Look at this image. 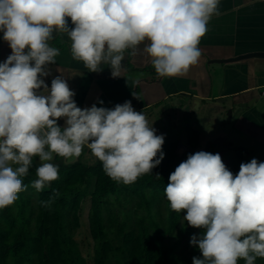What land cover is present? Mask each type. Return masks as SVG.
<instances>
[{
  "label": "clouds",
  "instance_id": "9594fccd",
  "mask_svg": "<svg viewBox=\"0 0 264 264\" xmlns=\"http://www.w3.org/2000/svg\"><path fill=\"white\" fill-rule=\"evenodd\" d=\"M219 4L0 0V32L11 49L0 63V209L12 206L26 190L22 178L34 157L41 161L31 182L37 191L59 178V165L51 162L54 155L78 158L84 147L107 176L125 185L152 173L164 158V136L130 101L112 109L96 104L81 109L61 76L48 87L43 77L50 75L47 66L60 54L49 43L54 33L67 34L73 59L90 72L108 65L113 78L121 77L126 54L135 55L143 44L159 76H183L198 63L200 40L219 15ZM164 193L172 211L186 212L187 224L204 230L190 240L203 257H193V264H238L241 259L255 264L264 258V162L253 158L241 163L233 175L219 153L198 151L170 174Z\"/></svg>",
  "mask_w": 264,
  "mask_h": 264
},
{
  "label": "trees",
  "instance_id": "16d2710c",
  "mask_svg": "<svg viewBox=\"0 0 264 264\" xmlns=\"http://www.w3.org/2000/svg\"><path fill=\"white\" fill-rule=\"evenodd\" d=\"M187 134L188 150L180 154L178 143L164 141L161 163L127 185L107 176L98 159L95 165H68L56 156L52 163L59 165V178L37 191L31 182L41 163L34 157L22 178L26 190L12 206L0 209V264H193V257L202 259L190 240L204 230L189 226L186 212L172 211L164 193L170 174L198 152L199 132L189 127ZM218 145L205 152L214 154ZM246 155L222 161L235 175L241 163H248ZM87 203L91 254L77 239ZM255 264H264V258Z\"/></svg>",
  "mask_w": 264,
  "mask_h": 264
},
{
  "label": "crops",
  "instance_id": "0c3cea01",
  "mask_svg": "<svg viewBox=\"0 0 264 264\" xmlns=\"http://www.w3.org/2000/svg\"><path fill=\"white\" fill-rule=\"evenodd\" d=\"M207 28L199 43L198 63L186 75L176 77L159 76L151 58L143 52V44L135 55L126 54L121 77L113 78L108 65H102V71L90 72L82 62L73 59L67 34L54 33L49 43L60 54L55 64L47 66L50 75L43 79L50 87L54 77L65 79L81 109L93 104L112 109L126 101L146 115L164 105L171 109L177 105L188 114L195 104L198 111L211 105H218L217 112H222L221 106H226V110L230 107L234 127L249 135L256 146L250 155L264 157V58L215 62L264 52V0H220L219 15L212 17ZM10 54L0 32V63ZM58 124L63 127L65 121L60 119ZM86 150L90 151L87 147Z\"/></svg>",
  "mask_w": 264,
  "mask_h": 264
},
{
  "label": "rangeland",
  "instance_id": "374dc122",
  "mask_svg": "<svg viewBox=\"0 0 264 264\" xmlns=\"http://www.w3.org/2000/svg\"><path fill=\"white\" fill-rule=\"evenodd\" d=\"M215 106L218 105H211L208 109L204 110L203 108L198 111L195 104L193 107L191 106L192 113L188 114L187 111L180 110L177 105L174 109L164 105L160 110L153 108L149 115L143 114L146 116L149 126L152 125L156 130V134L164 136V141L179 144L177 150L180 154L189 149L188 134L185 131L188 125L199 132L200 145L197 151H206L210 145L219 143L213 152L214 154L219 153L223 161L227 162L239 153H248L246 158L250 162L255 157V155L252 157V154L249 153L256 149V146L253 145V139L251 140L249 135L244 134V132L236 130L230 107L226 110V106L225 109H222L221 106L220 110L222 112H217ZM263 158L255 157L258 162H264ZM55 159L56 156L54 155L53 161ZM65 160L68 165L79 161L85 165H95L97 163V158L91 151L86 150V147H84L80 157ZM39 162L41 163L40 160ZM88 207L89 204L87 203L82 214V228L77 235V239L83 245L85 254H91L93 246V239L89 231Z\"/></svg>",
  "mask_w": 264,
  "mask_h": 264
},
{
  "label": "water",
  "instance_id": "95a60500",
  "mask_svg": "<svg viewBox=\"0 0 264 264\" xmlns=\"http://www.w3.org/2000/svg\"><path fill=\"white\" fill-rule=\"evenodd\" d=\"M254 57L264 58V52L249 53V54L238 56L237 58H232V59H229V60H216L215 62H217V63H222V62L225 63V62H228V61L249 59V58H254ZM47 85H48V87H50V84H47ZM41 91H42V89H41Z\"/></svg>",
  "mask_w": 264,
  "mask_h": 264
}]
</instances>
